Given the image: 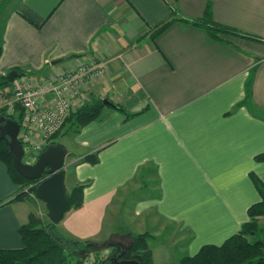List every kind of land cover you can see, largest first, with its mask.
Here are the masks:
<instances>
[{
	"label": "crops",
	"instance_id": "crops-1",
	"mask_svg": "<svg viewBox=\"0 0 264 264\" xmlns=\"http://www.w3.org/2000/svg\"><path fill=\"white\" fill-rule=\"evenodd\" d=\"M7 5H0V75L22 69L28 72L24 76L41 79L51 71L90 65L96 71L79 83L82 99L72 97L75 106L107 97L137 113L127 118L105 107L102 120L58 137L68 153L67 192L88 182L82 205L66 211L57 224L63 234L120 246L122 234L130 240L131 234L151 230L153 264H172L240 229L248 207L260 199L250 173L264 183V162L255 159L264 152V0H10ZM208 6L210 21L250 38L216 40L204 27L182 20L150 37L163 21L201 18ZM14 81L0 87V108H6ZM94 152L96 163L83 160ZM146 167L158 191L134 198ZM18 191L0 161V249L21 247L19 227L32 213L47 212L41 199L8 201ZM128 200L133 208L118 225L119 205ZM152 210L153 219L147 217ZM166 225H177L181 238L185 233L188 238L174 241Z\"/></svg>",
	"mask_w": 264,
	"mask_h": 264
},
{
	"label": "trees",
	"instance_id": "trees-1",
	"mask_svg": "<svg viewBox=\"0 0 264 264\" xmlns=\"http://www.w3.org/2000/svg\"><path fill=\"white\" fill-rule=\"evenodd\" d=\"M209 16L210 7L208 6L201 18H170L156 26L151 31L150 37L154 39L168 25L176 20H182L204 27L208 34L216 40H224L223 37L228 35H241L250 38L233 28L210 21ZM1 51L2 47L0 45V55ZM16 70L18 76L28 74L27 71L22 69ZM11 83L6 76L0 75V87H8ZM250 96L251 87L248 84L246 86V101L250 99ZM105 107L120 110L125 113L127 118L137 114L125 111L119 104H115V106L106 105L103 103L102 98H90L66 117L62 126L64 130L60 133L61 128L52 136L51 144L58 142L59 135L70 131L77 132L81 127L92 121L102 120ZM15 108L16 112L14 114L7 112L5 107L0 108V119L12 118L19 122L22 108L19 104H16ZM261 113H264V111H261ZM255 159L264 162V152L257 154ZM83 160L96 163L98 161L97 152L86 155ZM0 161L6 165L12 181L19 186V191L8 201L24 199L35 202L36 199H40L36 191L37 181L25 178L15 169L12 153L2 138L0 139ZM150 172L151 170L147 167L140 171L139 174L141 180L143 178V182ZM250 178L258 191L260 199L248 207V220L241 225L240 229L221 244H204L195 254L182 255L178 261L172 264H264V183L254 173H250ZM87 184L88 182L77 184L69 191L70 201L67 211L82 205L83 189ZM26 186H30L29 190L27 189L28 191H26ZM18 232L22 246L0 249V264H83L85 257L93 250H99L98 244H102L92 239L78 240L66 236L58 229L57 224L50 222L49 219H41L33 213L30 215L28 222L19 227ZM150 238L149 233L145 232L136 235L131 234L130 244L126 247H118L113 243H107V247L111 249L109 256L116 250L124 249V258L136 259L140 264H153L152 250L148 245V239ZM95 264L109 263L106 262L105 258L95 262Z\"/></svg>",
	"mask_w": 264,
	"mask_h": 264
},
{
	"label": "built area",
	"instance_id": "built-area-1",
	"mask_svg": "<svg viewBox=\"0 0 264 264\" xmlns=\"http://www.w3.org/2000/svg\"><path fill=\"white\" fill-rule=\"evenodd\" d=\"M95 71L86 65L77 71H51L41 79L15 78L6 108L9 113L16 104L22 108L17 137L23 146L25 163L37 160L44 147L51 144L52 136L62 128L66 117L80 107V104L75 106L72 97L82 99L79 83Z\"/></svg>",
	"mask_w": 264,
	"mask_h": 264
},
{
	"label": "water",
	"instance_id": "water-1",
	"mask_svg": "<svg viewBox=\"0 0 264 264\" xmlns=\"http://www.w3.org/2000/svg\"><path fill=\"white\" fill-rule=\"evenodd\" d=\"M58 61H53L52 64ZM18 76L17 70L7 73L8 81ZM104 104L115 106L107 97L102 98ZM19 124L15 119H0V139H4L12 153L13 165L25 178L37 181L36 191L44 201L50 222L58 224L68 209L69 194L65 185V159L68 155L66 147L61 144H49L32 163L23 161V146L17 137ZM125 250L119 249L106 258L109 264H140L136 259L123 257Z\"/></svg>",
	"mask_w": 264,
	"mask_h": 264
},
{
	"label": "rangeland",
	"instance_id": "rangeland-1",
	"mask_svg": "<svg viewBox=\"0 0 264 264\" xmlns=\"http://www.w3.org/2000/svg\"><path fill=\"white\" fill-rule=\"evenodd\" d=\"M9 3H10V0H0V5L1 6H3V5L8 6L7 4H9ZM89 67H92V66L89 65ZM53 72H55V71H53ZM56 72H59V71H56ZM63 130H64V128H62L60 133H62ZM135 187H137V189L135 190L136 194H134V198H137V197H140V196H142V197L143 196H150V195L155 194L158 191L157 186H156V178H155L154 175H151L148 178L146 177L144 182L142 180V184H140L139 182L135 183ZM29 188H30V186H26V191H28ZM131 199H133V198H131ZM128 202H129V200L127 201V203L125 202L124 205H119V208H121L120 214L118 216H116V217L114 216L115 220H116V224H118V225L123 224V220H125L124 217H126V221H127V219H128L127 218V214H130V210H132V208H133L132 207V202H129L130 205H129ZM42 203H43L42 205L45 206L44 201H42ZM150 215L151 216H149V214H148L147 217L148 218L150 217L151 219H153V217H152V216H154V211L153 210L150 211ZM41 217H40L41 219H48L46 217L45 213H44L43 216L41 215ZM157 224H159V223H157ZM164 229L169 231V233L171 234L172 238L174 237V241H184L189 236L188 233H185V236L181 238V234H183V232H182V230L179 227H177V225H175L174 228L172 226L166 225V227ZM145 232L149 233V235L151 237H154L152 235H154L155 233L152 232L151 230H147ZM145 232H142V233H145ZM161 237H164V236H160V238ZM120 238H121V241L123 242V245H120V247H126L127 245L130 244V240H129L128 235L126 233L122 234ZM148 241H149V239H148ZM154 242H156V241H154ZM159 243H160V241L158 243L156 242V244H159ZM106 244L107 243H104V244L102 243L100 245L98 244L99 250H96V251L93 250L91 253H89L88 256L85 257V259L83 261V264H92V263L95 264V262H98V261H101V260L107 258L109 256V254H110V250L111 249L109 247H107Z\"/></svg>",
	"mask_w": 264,
	"mask_h": 264
}]
</instances>
